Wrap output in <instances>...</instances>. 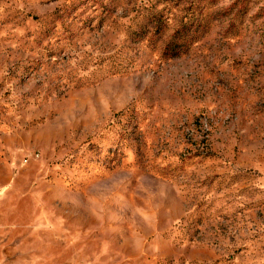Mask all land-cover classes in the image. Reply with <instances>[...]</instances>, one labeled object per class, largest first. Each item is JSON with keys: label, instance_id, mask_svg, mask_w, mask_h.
Here are the masks:
<instances>
[{"label": "rangeland", "instance_id": "374dc122", "mask_svg": "<svg viewBox=\"0 0 264 264\" xmlns=\"http://www.w3.org/2000/svg\"><path fill=\"white\" fill-rule=\"evenodd\" d=\"M0 264H264V0H0Z\"/></svg>", "mask_w": 264, "mask_h": 264}]
</instances>
